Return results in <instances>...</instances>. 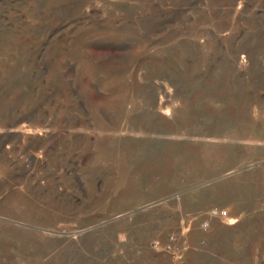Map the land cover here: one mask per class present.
<instances>
[{
	"label": "rangeland",
	"instance_id": "374dc122",
	"mask_svg": "<svg viewBox=\"0 0 264 264\" xmlns=\"http://www.w3.org/2000/svg\"><path fill=\"white\" fill-rule=\"evenodd\" d=\"M0 264H264V0H0Z\"/></svg>",
	"mask_w": 264,
	"mask_h": 264
}]
</instances>
